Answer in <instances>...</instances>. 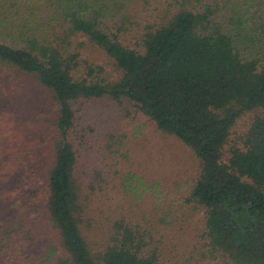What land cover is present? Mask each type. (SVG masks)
Segmentation results:
<instances>
[{"label":"trees","instance_id":"16d2710c","mask_svg":"<svg viewBox=\"0 0 264 264\" xmlns=\"http://www.w3.org/2000/svg\"><path fill=\"white\" fill-rule=\"evenodd\" d=\"M140 1L0 0V95L16 105L22 94L45 96L48 110L39 149L12 157L38 189L24 184L14 200L19 187L0 188V264H264V19L244 30L257 0H172L143 27L130 10ZM86 50L105 55L116 76ZM106 97L129 101L190 149L197 169L179 206L201 212V224L162 209L161 184L130 174L112 183L118 145L85 141L74 109ZM251 112L242 148L223 161L231 129ZM0 127L1 150L16 137ZM140 188L153 197L149 212Z\"/></svg>","mask_w":264,"mask_h":264},{"label":"rangeland","instance_id":"374dc122","mask_svg":"<svg viewBox=\"0 0 264 264\" xmlns=\"http://www.w3.org/2000/svg\"><path fill=\"white\" fill-rule=\"evenodd\" d=\"M145 2L146 5H143L140 1V3L130 6L132 14L137 16L135 20L142 27L145 24L152 23L159 12L167 8L173 1L145 0ZM254 5L257 6L251 10L258 13V15L254 19L252 17L251 22L247 25L249 29L245 28L244 30L258 28L259 22L262 18L264 19V1L257 0ZM144 10L149 13L140 14V12H145ZM140 35L141 30L129 34L128 40H132V42L130 41L131 46L135 44V40L137 41ZM85 55L91 63L103 68L105 77L116 76L109 66V60L100 51L86 50ZM31 96L25 100L24 94H22L18 99L22 100L24 105H16L15 102L7 104L5 101L6 97L9 100L13 98L12 100L16 101L13 95H8L5 98L4 95H0V126L3 125L5 131H7L8 139L12 136L16 137V140L11 141L9 147L5 148L6 145L3 144L4 147L0 150V188L9 190L13 187H19L20 190L17 191L14 200H17L20 195L26 194L27 188L24 184L38 189V184L29 178L26 167L20 166L19 161H12L15 149L25 150L31 148L33 151L38 150L39 148L35 144L41 142L43 140L42 136L45 134V121L48 117V110L43 105L45 96L40 98L42 103H38L39 101ZM74 109L76 110L79 129L84 128L86 131L84 132L87 137L85 141L92 142L91 138H94L93 142L96 144L93 147L96 148H102L108 142L118 145L115 148L117 150L115 151L119 152L117 154L119 165L116 168L120 170L121 175L114 177V179L112 177L113 184L121 183V177L127 179L130 175L135 176V181L145 179L146 186L161 184L160 189H153L155 191L153 195H156L157 199L159 198L162 209L166 208L174 211L180 221L184 219L192 227L201 224V212L191 210V214H187L185 213L186 207L179 206L197 169V160L188 147L174 137L161 135L151 122L135 110L136 108L129 101L122 100L117 103L107 97L82 100L74 105ZM254 117L255 113L251 112L242 115L237 120L227 140L223 161H227L230 147L242 148L243 138ZM17 141L21 145H17ZM40 149L44 151L45 146ZM95 152L98 153L99 150ZM115 179H117L116 183ZM141 194L142 196H140ZM129 196L131 197V195ZM138 196H140L143 209L149 212L153 208V197L141 188ZM6 203V200L0 199L2 207L7 206ZM27 206L30 205L27 203ZM41 212L35 213L33 217L37 222H43L45 219L42 215L43 211ZM176 223L177 219L175 217L174 224ZM165 229V227L161 228L162 231ZM186 230L187 235H184L181 231V234L184 235L183 238H185L184 244L191 245L192 238L188 237L191 229L187 228ZM168 235L170 240L173 236L177 237L174 231H170Z\"/></svg>","mask_w":264,"mask_h":264}]
</instances>
